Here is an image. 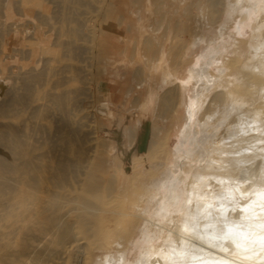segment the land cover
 Wrapping results in <instances>:
<instances>
[{"label":"bare ground","instance_id":"1","mask_svg":"<svg viewBox=\"0 0 264 264\" xmlns=\"http://www.w3.org/2000/svg\"><path fill=\"white\" fill-rule=\"evenodd\" d=\"M244 2L248 0H238L236 8L245 6ZM246 6L264 13V0ZM245 16L248 13H244ZM263 22L261 17L257 18L254 27ZM253 37L251 35L249 40ZM59 46L65 47V43L62 41ZM252 63L250 107L259 105V112L253 125L255 130L251 126L249 135H239L236 145L244 153H255L257 157L248 164L239 161L238 167L242 168L237 180H233L227 174L228 167L215 160L216 151L208 153L207 138L194 134L201 117L209 109V95L219 83L218 78L208 76L204 83L197 84L195 99L187 111V123L174 151L177 177L168 171L165 180L172 176V185L169 187L168 183L167 186L175 193L180 187L183 189L188 171L197 168L196 174L201 179L208 177L218 182L215 187L219 192L206 196L201 189L193 198L190 194L187 208L182 211L169 208L170 203L177 204L180 195H184L179 191L172 198L163 197L156 212L146 211L142 243H148L154 232L164 245L144 247L136 260L128 263L130 247L140 240V222L136 224L132 219L136 214H129L132 221L127 222L128 227L118 237L116 231L109 230L110 212L81 199L80 186L86 185L95 191L100 184L93 176L87 182L89 174H80L92 147L83 140L70 97L57 96L51 120L56 121L58 127L52 129L43 125L41 128L42 145L46 149L42 158H34L32 154L35 150L33 136L27 144L28 157L23 162L10 161L0 155V249L12 244L20 252L18 264H264V62ZM172 107L161 100L156 122L168 120L174 112ZM46 115L42 114L39 121L47 122ZM154 130L149 159L158 157L165 161L169 155L166 140L161 130L156 126ZM8 131L12 138L7 151L12 153L23 144L17 138L18 130L9 127ZM187 145L191 148L187 149ZM198 149L209 156L208 161L202 156L198 164H194L193 157ZM215 162L219 163L218 167ZM122 167L119 164L118 168ZM165 168L166 164H157L151 171L137 173L131 179L130 189L151 188ZM192 205L198 208L196 219L190 218L192 214L188 208Z\"/></svg>","mask_w":264,"mask_h":264},{"label":"rangeland","instance_id":"2","mask_svg":"<svg viewBox=\"0 0 264 264\" xmlns=\"http://www.w3.org/2000/svg\"><path fill=\"white\" fill-rule=\"evenodd\" d=\"M261 1L248 0V2H244L245 6L237 9L238 17L240 19L251 17L252 19L256 18L259 13L258 16L264 20V13L262 14L261 11L246 6V4L260 3ZM106 2L107 0H42L40 2L19 0L15 8L25 18H31L32 23L34 21L35 24L33 30L30 29L29 23L26 22L24 25L26 33L33 37V41L28 45L31 60L28 65H23L19 72H10L5 84L7 93L0 94V155L10 161L15 159L18 162H23L28 157L27 144L31 142L30 136H33L32 144H35V150L32 154L34 158H42L46 149L42 145L44 141L41 128L43 125L52 129L58 127L55 124L56 121L51 120V112L57 102L56 97L66 96V99L70 97L72 112H77L75 121L81 127L80 133L83 140L85 143H90L92 147L91 151L87 152L88 161L83 165L80 174H89L87 182L93 176L100 183L95 191L89 190L86 185L80 186L78 194L86 203L104 208L110 212L109 219L112 223L109 230L110 232L116 231L118 237L128 227L127 222L132 221V219L136 224L140 222L138 223L140 225V240H138V244H132L129 249V258L127 259L129 263L136 260L144 247L164 245L162 239L158 238L154 232L151 234L152 237L148 243L146 241L142 243L141 241L143 219L146 216V211L156 212L162 205L163 197L172 198L177 192H183L184 195H180V201L177 204L170 203L169 208L185 211V208H187L186 201L190 194L193 198L194 194L199 193V190L202 189L201 192L206 196H214L218 194L219 189L215 187L218 184L216 180L208 177L201 179L196 174L197 168H191L188 171V180L183 189L180 187L174 193L169 188L173 182L172 176L169 180H165L169 170L168 164L162 176L159 174L156 177L151 188H138L135 191L131 190L130 187L121 189L117 179H115L116 167L112 166L113 161L109 151L110 144L107 139V132L110 128L107 124L109 118L102 110L101 99L96 87V64L102 66L103 62L95 51L96 45L92 46L86 41L88 34L93 33L95 37L97 33L98 15L103 11L111 13L114 8H117V0H109V5ZM129 5L134 6V4H127V7ZM3 12L4 5L0 0V14ZM244 13H248V16L244 17ZM92 14L93 18L91 19ZM39 16L42 17V20L45 19V29L47 34L50 35V42L45 49L47 58L45 72L38 64L37 26ZM76 21L77 25L75 24ZM250 22L251 20L247 22V25ZM58 32H60V36L56 39ZM75 33H78L79 36L82 35L83 39H76ZM71 34H73V40L70 38ZM253 35L251 41L249 40L244 45L246 52L241 67H238L237 59L223 58L219 74V68L211 74L212 76L218 74L216 78L219 79V83L212 89L209 95L211 99L209 109L201 117L194 133L196 136L200 135L207 138L205 148L208 153L212 150L216 151L217 157L215 160L222 161L223 165L228 167L227 174L233 180H237L239 170L242 168V166L238 167L239 161L248 164L249 160H255L257 157L255 153H244L241 151L240 146L236 145V142L239 143L240 140L239 135L250 134L248 128L255 125L254 122L259 112V105L250 107L252 98L250 82L254 71V68L251 67L252 61L256 62L257 60L259 64L262 61L264 62V47L262 46L264 42V22L255 26ZM62 41L64 43L66 41L77 43L79 56L77 74L74 67L72 70L70 69L69 62L66 66L67 63L63 59L64 46H59ZM87 48L93 49V51L87 53ZM43 52L44 47H42V57ZM222 70H224V73H222ZM220 71L222 75H220ZM196 87L197 84L191 85L190 91L193 100L197 91ZM61 99L59 98V100ZM6 105H8V108ZM42 114L44 116L48 114L45 123L39 121ZM113 118L116 119V116ZM247 124L249 127H247ZM9 127H14L19 131L17 138L21 141L20 144H23L19 145V149L12 153L7 151L12 138L9 135ZM253 129L255 130L254 127ZM54 133L57 135L56 131ZM231 136L234 138H230ZM129 139L132 138L129 137ZM173 142L175 141L173 140ZM243 142L241 140V143ZM186 147L187 149L191 148L190 145ZM222 151H225V154H221ZM171 152L172 150L169 149V157H171ZM204 154L205 152L202 149H198L193 157L194 164H198L199 161L197 162V160L202 156L208 161L209 156L207 157ZM215 163L218 167L219 163ZM172 174L177 177L174 169ZM168 183L169 187L167 186ZM188 209L192 214L190 218L196 219L198 208L192 205ZM132 213L136 216L131 219L129 214ZM138 215H140V218ZM120 227H122V230H117ZM19 253V250L15 249L12 244L5 248L2 247L0 249V264H18L20 260Z\"/></svg>","mask_w":264,"mask_h":264},{"label":"crops","instance_id":"3","mask_svg":"<svg viewBox=\"0 0 264 264\" xmlns=\"http://www.w3.org/2000/svg\"><path fill=\"white\" fill-rule=\"evenodd\" d=\"M18 2L1 0L0 94L7 93L5 84L10 72H19L31 60L28 45L33 37L24 25L29 23L33 30L35 24L18 12ZM237 4L238 0H117L114 11L98 15L97 33L95 37L88 34L86 41L96 45L103 62L102 66L96 64V87L102 110L109 118V151L121 189L129 187L137 173L151 171L157 164H168V171L176 172L174 151L194 101L191 85L204 83L208 76L216 78L223 58L237 59L238 67L244 62V45L253 35L259 13L256 18L240 19ZM37 27L38 64L45 72L47 58L42 57V47L45 54L50 35L41 16ZM59 36L60 32L56 39ZM74 36L83 39L78 33ZM70 38L73 40V34ZM64 49L66 66L69 62L77 74V43L66 41ZM92 51L87 48V53ZM217 68L218 74L212 76ZM161 100L166 106L172 105L174 112L168 120L156 122ZM155 126L161 130L168 150H172L165 161L149 159ZM119 164L123 165L121 169Z\"/></svg>","mask_w":264,"mask_h":264}]
</instances>
